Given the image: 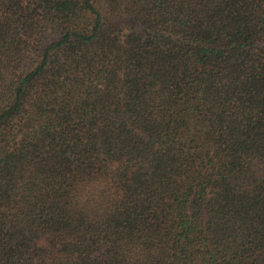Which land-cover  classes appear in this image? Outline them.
Masks as SVG:
<instances>
[{
  "label": "trees",
  "instance_id": "trees-1",
  "mask_svg": "<svg viewBox=\"0 0 264 264\" xmlns=\"http://www.w3.org/2000/svg\"><path fill=\"white\" fill-rule=\"evenodd\" d=\"M0 264H264V0H0Z\"/></svg>",
  "mask_w": 264,
  "mask_h": 264
}]
</instances>
